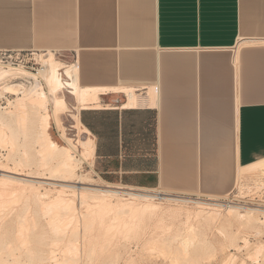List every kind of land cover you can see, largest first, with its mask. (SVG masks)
Returning <instances> with one entry per match:
<instances>
[{
	"label": "crops",
	"instance_id": "crops-1",
	"mask_svg": "<svg viewBox=\"0 0 264 264\" xmlns=\"http://www.w3.org/2000/svg\"><path fill=\"white\" fill-rule=\"evenodd\" d=\"M0 50L71 56L108 90L78 113L107 183L228 196L264 158V0H0Z\"/></svg>",
	"mask_w": 264,
	"mask_h": 264
},
{
	"label": "bare ground",
	"instance_id": "bare-ground-1",
	"mask_svg": "<svg viewBox=\"0 0 264 264\" xmlns=\"http://www.w3.org/2000/svg\"><path fill=\"white\" fill-rule=\"evenodd\" d=\"M40 62L43 64V66H45V69L41 73V76H40L42 82H39L37 79H34L30 74H27L24 72L15 71V70H11V69H0V96L3 93H10L13 96L14 95L20 96V97H17L12 103L11 102L8 103V107H9L8 109H5L4 111L0 110V146H2V148L5 147L6 149H8V151H7L8 153L6 154L7 155L6 161L11 162V164L13 165L12 166L13 168H10L7 165H4V163L0 165V172H1V174H0V187H2V189L0 188V198L5 201L4 202V201L0 200V209L5 208V206H6L5 203H7L6 201H9V200L15 201V199H13V197L16 195V193H18L16 200H18L19 196L21 197V195L24 194L23 193L24 191L23 190L20 191V188L23 189L25 186H32V184H34V183H37L39 185L41 183H43L39 180H53L54 181V179H55L54 177H59L60 180L63 182H70L72 179L76 178V176H77L76 171L79 168L80 164H82V162H85L86 160L92 161L94 158V139L91 136V134L89 133V131L81 125L78 113H79L80 109H83V108L85 109L88 107L89 108L90 107H100L101 105L99 102V94H101V93L103 94L105 92H108V90L106 88L105 89L89 88V87L82 86L80 84L81 82H80V78H79V74L77 71L76 64L74 66H72L69 64L62 63L61 61H59L58 59L55 58L54 53L51 51H46V54L41 56ZM60 71H63V74L61 76H60ZM26 77L27 78L31 77L34 79V81L31 83V85L28 84V85H30L28 87H26L27 84L24 86L23 84L18 83V80L22 81L23 78H26ZM110 90H112L111 87H110ZM115 90L117 92L119 90H121L126 95V97L128 98V102H127V104L124 105V107L126 106V108H127V107L137 106L138 101H137V96L134 93V88H131V86H130V88H125V87L120 88L119 87V89H116V87H115ZM115 90L114 91L112 90L111 92H115ZM151 90H150V92H151ZM64 91H66V93H68L77 102L76 104L79 107L76 113H72L71 115H69L70 119L72 121V129L76 131L77 140H76V142L70 143L71 139L67 138V140H68V141H66L67 147L58 145L53 140L51 133H50L51 123L55 124L57 127H61V115L64 112H67L66 110H67L68 105H67V102L65 99ZM151 93L148 96L149 98L153 96V90ZM150 95H152V96H150ZM149 101H151V98L149 99ZM141 102L144 103L146 101H141ZM142 103H138V104L141 105ZM146 103H148V102H146ZM148 104H145V106ZM61 129H62L63 136H65L64 128L61 127ZM28 134L30 135V140L27 143L26 141L28 138ZM21 137L23 138V142L19 141V139H21ZM76 146L80 147V149H81L80 154H77V152L75 150ZM32 147H33L35 154L38 156L37 161H33V159H32V154H33L32 153L33 152ZM32 163H36L37 167H41L40 170L46 169L49 172L48 175H50V176L48 178L47 177L43 178V177H40V175L38 173L25 172L26 169H23V168L28 167ZM241 168L245 169V170H249V171H256L258 173V175L259 174L264 175V158L263 159L261 158L257 162H254L253 164H250V165H247V166H244ZM237 171L238 172L236 174L237 175L236 178L238 179L239 178L238 175L240 174V172H239L240 170L238 169ZM76 181H78V179ZM77 183H79V182H77ZM68 184H70V183H68ZM80 184L87 186V187L80 188V193L78 194L79 200L81 203L80 205H82V206L86 205L85 202L88 201L87 200L88 198H91L93 200L100 202L102 206H108L110 208H113V206H111V205L109 206L110 200L112 198L113 199L116 198L115 196H117L118 194L120 195V192H118V190H116V191L103 190V189L98 188V185H94L92 183H89L88 181H86L84 183L81 182ZM10 185L11 186L14 185V187L15 186L20 187L18 189L21 193L16 192V191H14V192H16V193H14L12 191V190H14V188L13 189L11 188V190L9 189V193H7L8 192L7 186L9 188ZM62 187H63V190H60V192H63V193L66 192L68 188H72L70 186H62ZM110 187L113 188V185H111ZM64 188H67L66 191ZM117 189H121V188L117 187ZM69 190L71 192V189H69ZM10 191H12L13 193L11 192L12 194H10ZM37 191H34V192L36 193ZM6 194H10L11 198L8 195L9 197H6V199H5L4 196ZM62 195H64V194H62ZM62 195H59V196H62ZM20 197H19V199H20ZM40 197H41L40 195H35L36 199L37 198L39 199ZM44 197H42V198H44ZM208 197H214V196H208ZM15 198H16V196H15ZM129 198L131 200L117 199V198L114 199L113 201L116 200V207H117L116 211L118 210V212H120V213L121 212H127L130 214H133V216H134V214L137 212H140V211L141 212H152L153 210L158 208L157 204L153 203V201H149V200H152V199H149L151 197L141 196V195H136V194H130ZM219 198H226V196L219 197ZM56 199L55 200L52 199L55 202L49 203V204H47V206H46V204L44 205V206H46V207H44L45 208L44 214L49 215V218H50V215L52 216L49 220V221L52 220L51 221L52 223L48 222V221L47 222L51 223L50 229H54L53 232L55 233V236L60 235L59 237H61V236L64 237L68 232L65 233V235H64V232H66L67 229L64 231V228H62V227L66 228L67 224H68L67 228L69 227V225H70L69 223H72L73 220L75 219L76 212L74 209V203L71 202L72 199H71V201H70V199L67 200V199H64L61 197H58L57 201H56ZM26 200H27V198H26ZM96 201L93 202L94 204L89 205V207L90 206L91 207L92 206L97 207L95 205ZM8 203H10V202H8ZM11 203H13V202H11ZM113 204H114L113 209H115L116 208L115 202ZM196 204L201 206L200 202H196ZM2 206H4V207H2ZM86 206H88V205H86ZM89 207H86V209H88ZM99 208H97L95 210H97V212H99L100 211ZM217 208H220V207H216L215 209L209 208V211L205 212L202 209V207H199V211L196 213V218L194 221L197 224V229L193 228L192 226H189V234L187 235V237H183L181 235V231H180V233L179 232L176 233V236H174V239H175V241L180 242V244L183 246L182 253L184 254V257L187 256V258H189L190 260H192L195 257V256L192 257L191 255H189V253H190L189 249L193 248L194 252H195V251H197V249H196L197 247H199V246L203 247V245L207 244V239L205 238L206 236H205L204 230L214 227L216 225V223H221L217 229H218L219 233L224 234V240H225L224 243H226V245H228L229 247H233L235 250L236 249L239 250L238 249L239 248L238 247V241L239 240H241L240 242L243 241V244H245V246L246 245L248 246V244L246 242L247 240H245L246 237L245 238L240 237L241 234H248V233L253 232V231L255 233H258V230H259L258 227L260 225L264 224V210H262V209L239 211L235 207H230V208H227L226 211L224 210L225 215L223 216V215H221L220 209H217ZM89 209H88V211H89ZM103 210L106 211L105 209H103ZM2 211L0 212V216L2 215V213H4ZM104 211L99 212V214L98 213L94 214L95 215L94 218H98L97 215L100 216V213L104 214ZM258 212L263 214V219H258V217L256 215ZM90 213L91 212L86 213V214H90ZM103 214H101V216ZM130 214H129V216H130ZM91 216H92V214H91ZM18 220H19V218H18ZM29 220H30L29 218H25V217H23L20 220L19 227L20 228L22 227L23 230H22V228L21 229L17 228V231L18 230L19 231L18 232L16 231L17 232L16 236L12 238V240L14 242L11 241L9 244L6 233L2 232V230H1V227L3 226V223H5V220L3 217L0 218V264H15L14 263L16 260L15 254L17 252H21V251H19L20 249H18V248H21V250L23 249L24 253L26 254V255L25 254L24 255L28 256V261L30 260V263H31V260L33 258L36 259L37 262L44 261L45 259H48V261L53 259L52 262H49L47 264H54L53 261L56 262L57 259L54 260L55 254H53L55 252L52 253L51 250L48 253L49 254L48 258L44 257V254L41 251H37L35 256H33V254H31V248H30L31 246L29 245L30 241H29V239H27V236H29V234L26 232H28L29 230L33 231L35 225H33L34 223L32 222L34 220H32V219L30 221ZM76 221H75V223H76ZM92 221L93 220L91 219V222ZM131 222H133V221H131ZM190 222H191V219L187 218L185 224L189 225ZM28 224L30 225V227L32 229L28 228ZM52 224L54 226H52ZM90 224H92V223H90ZM90 224H88V225H90ZM48 225H50V224H48ZM87 226H85V228L83 227V230L86 229ZM131 226L132 225H130V227ZM123 227L125 228V226H123ZM123 227H122V229H123ZM233 228H235V229H233ZM62 229L64 231V232H62L63 234L61 233ZM75 230L76 229H74L72 231L74 232ZM86 230H88V229H86ZM128 230H127V232L125 231L126 234L128 233ZM30 231H29V233H31ZM70 231L71 230H69V235H70ZM72 234L73 233H71V236H73V237H71V236L70 237L75 239L76 238L75 234L74 235H72ZM83 234H84V232H83ZM88 234H89V232H88ZM123 234H125V233H123ZM18 235H19V237H18ZM180 237H181V239L178 240V238H180ZM58 242H59V238L55 239V240L53 239L52 244L50 246L53 248L54 247L53 245H57ZM67 243H68V241L66 242V245L64 248L66 251L63 250V252H65L67 255H68V253L72 252L71 255H73V254L75 255L76 253H74V252H76L78 249V247L74 246L75 242H73L74 243L73 245H72L71 241H70V243H71L70 245H69V243L68 244ZM173 243H174V241H173ZM67 245H69V246H67ZM66 246L68 247V249H66ZM70 246H72V248ZM73 247L76 248L75 251L72 250ZM223 247L224 246L222 245L221 249H223ZM16 250H17V252L14 254V251H16ZM52 250L55 251L54 248ZM168 251H170V250H168ZM262 253H264V244L258 246L254 250L253 254L248 258L259 257L260 255H262ZM161 254H162V252H161ZM163 254H164V252H163ZM19 256L20 255L18 254L17 257H19ZM171 256H172V254H171ZM175 258H177V257H175ZM232 258L233 257H231V259ZM231 259L230 258H228V260L226 259V261H223L224 262L223 264H230ZM176 260H174V261H176ZM194 261H195V258H194ZM64 262L66 263V261H64ZM67 262L69 263V261H67ZM183 262H184V260H183ZM43 264H45V263H43ZM55 264H57V263H55ZM61 264H63V262ZM241 264H243V263H241Z\"/></svg>",
	"mask_w": 264,
	"mask_h": 264
},
{
	"label": "rangeland",
	"instance_id": "rangeland-1",
	"mask_svg": "<svg viewBox=\"0 0 264 264\" xmlns=\"http://www.w3.org/2000/svg\"><path fill=\"white\" fill-rule=\"evenodd\" d=\"M58 60L64 64L65 63L69 65L72 64L71 56L67 60H63V59H58ZM23 80L22 81L18 80V83H21L24 86L27 84L26 87L30 86L32 83V81H29L30 83L25 82L24 78ZM64 95H65V99H66L68 107L66 110L67 112H64L61 115V127L64 128L65 136H63L61 127H57L53 123H51V126H50V133H51L53 140L58 145L67 147V142H66L68 141L67 138L71 139L70 143L76 142L77 140L76 131L72 129V121L69 115H71L72 113H76L79 107L75 103V100L68 93H66V91H64ZM17 97H20V96H17V95L13 96L10 93H3L0 96V110L4 111L5 109H8L9 108L8 103L9 102L12 103ZM122 101H123L122 98L118 99V102L120 104L122 103ZM109 102L110 100L108 98L106 97L103 98V104H106ZM29 140H30V135L28 134V138L26 142L28 143ZM19 141L23 142V138L21 137ZM4 148L0 146V165L4 163V165H7L8 167L13 168L12 167L13 165L11 164V162L6 161V158H7L6 154L8 153L7 152L8 149L6 148L4 149ZM75 150L77 154H80L81 152L80 147L76 146ZM32 151H33L32 159L33 161H37L38 156L35 154L33 147H32ZM40 168L41 167H37L36 163H32L31 165H29L28 167H24L23 169H26L25 172L38 173L40 177L48 178L50 176L48 175L49 172L46 169H41L42 170L41 171ZM241 169L242 168L240 167L239 169L240 174L238 175L239 178L237 179L234 191L230 195L226 196V199L228 200L231 199L235 194H237L236 190L238 191L240 190L241 192V190L244 188L247 189L248 187L258 185L264 182V175H260V174L258 175L256 171H249L245 169L241 170ZM76 175H77L76 178L72 179L70 182H63L60 180L59 177H54L55 178L54 181L53 180H39L43 183H41L40 185L37 183H34L32 184V186H25L23 189H21L18 186L14 187V185L13 186L10 185L11 187L9 186V188L7 186V190H8L7 193H9V189L11 190V188L12 189L14 188V190H12L13 192L14 191L20 192L21 190L24 191L23 192L24 194L22 193L23 195H21V197L19 196L20 199L18 197V200H16L18 193L14 192L16 193L15 195L16 198L15 196L13 197L15 201L13 199H12L13 201L11 200L6 201L7 203L8 202L10 203L8 204L5 203L6 204L5 208L0 209V212L3 210L2 212L6 214L5 215L4 213H2V215L0 216V218L3 217L5 220V223H3L1 230L2 232L6 233L9 244L11 241H13L12 238L15 237L16 233L19 231V230L17 231V228L19 229L22 228V227L21 228L19 227L20 220L23 217H25V218H29L30 220L31 219L34 220L32 222L34 223L33 225H35L33 231L29 230L31 233H29V231L26 232L29 234V236H27V239H29L30 241L29 245L31 246L30 247L31 254L35 256L37 251H41L44 254V257L48 258L49 257L48 253L51 250L52 253L55 252L53 253L55 254L54 260L57 259L56 262L53 261L54 264L55 263L61 264L62 262L64 264L65 263L64 261H66L65 264H185L186 262H187L186 264L188 263L189 264L191 263L192 264H223L224 263L223 261H226V259L228 260V258L231 259V257H233L232 258L233 260L231 259L230 264H241V263L243 264H264V253H262V255L256 258H252V257H251L252 259L248 258L253 254L254 250L258 246L264 244V224L258 227L259 229L258 233H255L253 231L248 234H241L240 237L242 238L246 237L245 240H247L246 242L248 246L247 245L245 246V244H243V241L240 242L241 240H239L238 241L239 250L237 249L235 250L233 247H229L228 245H226V243H224L225 241L224 234L219 233L217 229L221 223H216L214 227L204 230V233L206 236L205 238L207 239V244L203 245V247L201 246L197 247L196 248L197 251L195 252L193 248L189 249L190 251L189 255H191L192 257L195 256L194 257L195 261H194V258L190 260L189 258H187V256L184 257V254L182 253L183 246L180 244V242L175 241L174 236H176L177 232L180 233L181 231V235L183 237H187V235L189 234V226H192L193 228L197 229V224L194 221L196 218V213L199 211V207H202V209L205 212H207L209 211V208L215 209L217 207L215 206L217 202L207 201L203 197H201L198 200L195 197L190 198L189 196L183 195V194H172L169 192H164L163 190L158 189V188L156 189L155 188L154 189L144 188L146 190H150V192H155V193L164 192V193L169 194L170 196L169 197L165 196L162 199L153 198V197L149 198V199H152L149 201H153V203L158 205V208H156L152 212H141L140 211V212L135 213L133 216V214H130L127 212L120 213L118 212V210L116 211L117 209L116 200L113 201L114 199L117 198V199L131 200L129 197L122 194L123 191H119V190L118 192H120V195L118 194L117 196H115L116 198L114 199L112 198L109 203V206L111 205L114 208L113 203L115 202V207H116L115 209L110 208L108 206H102L100 202L93 200L91 198H88L87 199L88 201L85 202V204L88 206L80 205L81 203H80L79 196H78V194L80 193V188L87 187L86 185H83L80 183L81 182L84 183L88 181L89 183L98 185V188L100 189L112 190V191H116L117 187L118 188L120 187L126 190L128 189L137 190L140 187H134L132 185H127V183L125 182H117V183L105 182L103 176L100 175L97 172V170L94 168L91 160H86L85 162H82V164H80L79 168L76 171ZM77 179L78 181H76ZM111 185H113V188L110 187ZM62 186H70L72 188H68V189L64 188L65 191L66 189L67 191L63 193V192H60V190H63ZM0 188L2 189V187ZM18 188H20V191ZM69 189H71V192ZM12 191H10V194L13 193ZM34 191H37V192L35 193ZM61 193L64 194L65 196L62 195ZM10 194H6L7 196L5 195L4 198L6 199V197L10 196ZM35 195H40L41 199L40 198H39L40 200L38 198L36 199ZM59 195H62V196H59ZM197 196H200V195H197ZM58 197H61L67 200L70 199V201L72 199L71 202L74 203V209L76 212L75 219L73 220V222L75 223V221L77 220L75 224L72 222L74 225L72 223H69L70 225L68 228H67L68 224L66 225V228L62 227L64 228V231L66 229L67 230L66 232H64L62 229L61 233L64 232V235H65V233L68 232L64 237L61 236L62 238L59 237L60 235L55 236V233L53 232L54 229H50L52 220L51 221L49 220L52 216L50 215V218H49V215L44 214V211H45L44 207H46L47 204L49 203L55 202L53 200H55L56 198L58 199ZM219 197H223V196H217L216 198H219ZM236 198L243 199V194L239 193ZM0 200L4 201L1 198ZM94 201H96L95 205L97 207L92 206L93 207L92 208L90 206L92 208L91 209L89 205L94 204L93 203ZM196 202H200L201 206L196 204ZM258 203L260 204V206H264V197L262 198L261 195L258 196ZM45 204L46 206H44ZM86 207L90 208V209L88 208L89 211L88 209H86ZM97 208L100 209V211L98 210L99 212L104 211L103 209H105L106 211H104V214L100 213V216L101 214H103L101 217L97 215L98 218H94L95 217L94 214H97V213L99 214V212L95 210ZM217 209H220V208H217ZM261 209L264 210V208H261ZM224 210L226 211L227 209H220L221 215L223 216L225 215ZM239 211H243V210H239ZM89 212L91 213L86 214ZM83 214L84 215L86 214V215L84 216ZM256 215L258 219H263L262 213L258 212ZM187 218L191 219V222L189 225L185 224ZM91 219L93 220L92 222H91ZM47 221L51 223H48ZM88 224H90L91 226ZM84 225L85 226L88 225L86 228L88 230L86 229H84L85 231L83 230V227L85 228ZM130 225L132 226L130 227ZM52 226L54 225L52 224ZM123 226H125V228ZM28 228L32 229L29 224H28ZM74 229H76L74 231L75 233L72 231ZM69 230H71L70 235H69ZM127 230H128V233L126 234ZM71 233H73L72 235L75 234V237H76L75 239L71 238L73 237L71 236ZM181 237L178 238V240H180ZM58 238H59L58 244L53 245L54 246L53 248L55 249L54 251L52 250L53 248L50 245L52 244L53 239L55 240ZM172 240L174 241V243ZM67 241L69 245L71 243L73 245L74 244L73 242H75L74 246L78 247L76 252H74L76 248L73 247L72 249L74 250L73 252L76 253L75 255L74 254L71 255L72 252L68 253V255L65 252H63V250H65L64 248H65ZM222 245L224 246L223 249H221ZM67 246H66V249H68ZM70 247L72 248V246ZM18 249H20L19 251L21 252H17ZM18 249L14 251V254L17 252L16 254L20 255L19 257H17V255L15 254V259H16V260L14 259L15 264H43V263L47 264L49 262H52L53 260L52 259L48 261V259H45L44 261L37 262V260L33 258L32 259L33 261L31 260V263H30V260L28 261V256H25L26 254L24 253L23 249L22 250L21 248H18ZM161 252L162 254L164 252L165 255L164 254L162 255ZM67 261H69V263Z\"/></svg>",
	"mask_w": 264,
	"mask_h": 264
},
{
	"label": "built area",
	"instance_id": "built-area-1",
	"mask_svg": "<svg viewBox=\"0 0 264 264\" xmlns=\"http://www.w3.org/2000/svg\"><path fill=\"white\" fill-rule=\"evenodd\" d=\"M46 51L39 50H0V69H11L15 71L24 72L30 74L34 79H37L39 82L41 80V73L44 71L45 66L40 62L41 56L45 55ZM55 57L58 55L54 52ZM72 66L75 65V62H72ZM63 74V71H60V76ZM65 77V76H64ZM24 78L25 82L30 83L29 81H34V79ZM122 192L125 196L129 197L130 194H136L141 196L153 197L162 199L163 197L170 195L164 192H150V190H146L144 188L135 189H117ZM237 194H235L231 199L226 198H215L208 196H189L195 197L196 199H200L201 197L205 198L207 201L217 202L215 204L220 209H227L230 207H235L238 210H258L264 208V206H260L258 203V196L264 197V182L248 187L247 189L236 190ZM243 194V199L236 198L238 194ZM174 194V193H172ZM152 195V196H151Z\"/></svg>",
	"mask_w": 264,
	"mask_h": 264
}]
</instances>
